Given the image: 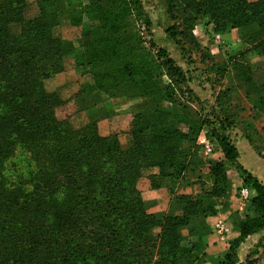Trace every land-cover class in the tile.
Listing matches in <instances>:
<instances>
[{
    "label": "trees",
    "instance_id": "obj_1",
    "mask_svg": "<svg viewBox=\"0 0 264 264\" xmlns=\"http://www.w3.org/2000/svg\"><path fill=\"white\" fill-rule=\"evenodd\" d=\"M39 1L61 6L66 0ZM164 2L173 20L166 33L177 44L180 39L196 44L191 32L204 21L219 32L237 29L251 48L264 46V0ZM25 7V0H0V264H182L185 248L178 229L192 214L201 215V221L214 214L212 202L180 196L181 216L155 215L136 186L152 167L158 169L148 176L152 188L185 169V143L193 142L206 122L190 108L192 92L184 72L162 47L139 57L137 46L124 43L130 36L128 19L141 12L138 0H96L84 6L99 23L83 38L87 66L103 68L93 70L95 91L140 101L123 148L116 134H99L102 113L97 110L79 128L57 117L63 100L44 88L45 80L62 71L61 46L50 31L53 18L43 12L24 21ZM10 24L22 25L18 34H11ZM134 33L140 39L139 30ZM255 90L248 102L264 111V80ZM87 101L89 107L99 103L92 94ZM163 103L173 108L157 106ZM176 124L187 125V132L176 130ZM252 128L244 122L249 142ZM213 136L225 159H237L228 137L217 131ZM20 155L21 168L9 176L6 170L17 167L14 159ZM222 169L223 163L213 164L214 176ZM242 172L243 186L252 195L247 212L233 224L237 236L229 241L222 264H253L252 252L239 262L237 249L264 230V184L245 168ZM220 192L213 188L210 196ZM193 227L196 237L208 234L206 226Z\"/></svg>",
    "mask_w": 264,
    "mask_h": 264
},
{
    "label": "rangeland",
    "instance_id": "obj_2",
    "mask_svg": "<svg viewBox=\"0 0 264 264\" xmlns=\"http://www.w3.org/2000/svg\"><path fill=\"white\" fill-rule=\"evenodd\" d=\"M95 1L66 0L61 6H56L41 4L39 0H25L23 20H33L43 12L46 17L53 18L54 24L50 31L52 38L61 46L62 71L45 80L44 88L48 92H57L63 100L61 106L56 109L57 117L65 119L75 128L86 124L91 113L97 110L94 106L89 107L87 101V97L92 94L99 106L115 101L117 125L118 129L122 130L128 114L121 107L122 100H117L121 97L114 99L95 91L93 70L103 68L91 69L83 56V38L91 26L98 23L84 10V6ZM138 4L141 12L128 19L130 36L124 39V43L137 46L140 49L139 57L153 53L157 48H164L187 78V86L192 92L190 108L197 114L196 117H201L206 122L193 138V142L185 143L189 148L185 169L178 175L164 178L160 187L152 188L148 176L158 170L152 167L143 171L136 187L147 206V211L155 215L181 216L183 204L179 202L180 196L200 199L202 204L212 202L214 214L206 215L203 221L201 215L192 214L187 225L178 229L181 246L185 248L182 264H222L224 254L229 249V241L237 236L233 224L247 212L246 203L238 196L239 187L244 185V167L241 163L244 162V150L241 143L248 144L255 153L260 152L261 156H264V111L256 109L248 102L252 93L257 91L256 85L259 86L264 80V46L251 48L249 44L241 42L237 29L219 32L214 30L213 24L206 25L204 21H199L191 32L196 44L191 40L181 42V39L177 44L166 33L173 20L166 14L164 0H138ZM147 20L148 25L145 24ZM132 26L134 30H139L140 39L134 36ZM21 27V24H10L9 30L11 34L16 35ZM135 53L136 51L132 54ZM163 83H168L166 77L163 78ZM85 94L87 97L83 96ZM180 100L179 97L176 98L177 102ZM139 102L138 99H133L131 105L134 107ZM157 106L173 108V105L166 103ZM133 109L135 112V107ZM244 122H250L253 127L248 131L252 142L245 138ZM175 129L186 133L187 125L176 124ZM213 131L228 137L235 145L238 151L237 159L229 161L224 158ZM117 137L120 145L127 147L129 134H117ZM206 144L210 150H207ZM22 158V155L16 157L14 162L17 167L6 170L9 176H16L15 171L23 164ZM217 162L223 163V169L221 174L215 177L212 166ZM213 188H221V192L210 196ZM218 220L223 221L228 228L224 237L213 233V226ZM193 226H206L208 234L204 238L199 234L196 237L195 233L199 232L195 231L196 227ZM154 232L156 234L159 230L155 229ZM249 252H252L249 260L253 264H264V233L257 243L246 251L245 257ZM237 256L239 262H245V257L239 255V248Z\"/></svg>",
    "mask_w": 264,
    "mask_h": 264
},
{
    "label": "crops",
    "instance_id": "obj_3",
    "mask_svg": "<svg viewBox=\"0 0 264 264\" xmlns=\"http://www.w3.org/2000/svg\"><path fill=\"white\" fill-rule=\"evenodd\" d=\"M234 32V31H232ZM238 38L237 36H235ZM117 100H122L121 107L126 110L128 114V118L126 119L125 127L122 130L118 129V115L116 114V103L115 101L110 104H105L99 106V103L95 106L98 112H101L102 115L97 119V128L100 135L108 136L112 134H124L128 135V131L130 129L131 120L134 114V107L131 105V102L133 99H126L121 98ZM127 127V128H126ZM126 128V129H125ZM243 150H244V162L241 161V156L239 157V160L241 161L243 167L251 173V175L255 176L259 181H261L264 184V158L259 157L248 144L241 143ZM255 167L257 169H255ZM262 233H264V230H262L258 234L251 235L247 237L245 242L241 244L239 247V255L241 257H245L246 251L252 247L254 244L257 243L258 239H260ZM245 250V252L243 251Z\"/></svg>",
    "mask_w": 264,
    "mask_h": 264
},
{
    "label": "built area",
    "instance_id": "obj_4",
    "mask_svg": "<svg viewBox=\"0 0 264 264\" xmlns=\"http://www.w3.org/2000/svg\"><path fill=\"white\" fill-rule=\"evenodd\" d=\"M206 148H207V150H210V148L208 147L207 144H206ZM251 195H252V192L250 191L249 188H247L245 186H240L239 187L238 196H239V199L243 203H247V201L249 200ZM227 232H228V228H227L226 224L223 221L218 220L217 222H215V224L213 226V233L216 236L224 237Z\"/></svg>",
    "mask_w": 264,
    "mask_h": 264
}]
</instances>
